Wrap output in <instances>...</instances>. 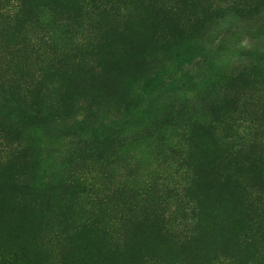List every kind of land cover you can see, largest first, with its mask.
Segmentation results:
<instances>
[{"label":"trees","instance_id":"1","mask_svg":"<svg viewBox=\"0 0 264 264\" xmlns=\"http://www.w3.org/2000/svg\"><path fill=\"white\" fill-rule=\"evenodd\" d=\"M16 1H19L17 10L8 12L14 21L26 17L34 20L36 25L39 23L43 32L50 31L45 16L39 18L36 15V10L47 8L51 13L50 20L55 23V31L63 35L59 41L40 34L37 36L40 45L75 50L109 48L115 56L116 53L121 55L120 60L126 67L118 71L110 60L106 63L103 59L97 67L83 73L80 66L63 70L51 60L43 65L41 74L64 71L63 76L83 73L88 77L87 82L76 84V89L80 90L73 97L46 100L42 104L33 100L34 86H27L28 83L19 85L16 81L0 82V96L20 108L28 118H51L60 111L64 122L83 129L88 126L95 131L92 122L109 108L122 115L118 122L129 115L128 107L134 94L123 81L129 75L139 76V79L154 75L150 58L155 51L147 48H156V42L150 43L149 38L133 30L127 43L117 45L116 37L103 34L102 38H105L98 39L90 24L102 16L114 22L130 20L131 14L138 10L157 18L160 16L163 19L161 27L163 24V29L169 32L168 39L175 40L187 25L198 28L204 23L213 12L210 3L214 0H90L89 4L86 0H38L37 4H33V0ZM229 1L231 7L239 8L237 6L241 3L247 7L263 0ZM208 3L210 6L205 8ZM136 4L143 5L142 10ZM123 27L119 25L122 33L129 31ZM30 40L33 44L31 35ZM135 48H146V51ZM64 53L59 51L53 55L59 57ZM130 58H136V62H131ZM139 59L143 65L133 68ZM93 80L95 84L88 83ZM228 80L220 99L204 102L200 98L196 108L162 109L161 114H154L155 120L150 125L128 137V140L144 141L161 157L169 156V163L178 168L175 174L185 175L188 181L171 185L155 176L142 188L110 183L102 191V187L93 190L95 200L101 198L106 202L108 214L112 210L117 214L103 225L102 231L94 226L95 223H91L93 227L78 225L66 228L67 232L60 231L59 228L68 223L66 215L54 209L45 210L37 197L38 190L42 189L40 178L46 173L39 174L43 171L42 162L31 156L30 148L22 139L1 132L0 166L7 168L10 162L15 166H12L14 171L8 170L5 174L7 184L2 189L0 185V191L10 196L20 213H36L37 218L45 221V224L38 225L33 237L35 250L31 252L40 256L47 250L56 251L54 256L33 263L264 264V117L252 114L246 103L251 99L245 95L246 88L264 95V79L242 74ZM105 83L110 89L109 94L103 95ZM122 132L128 133L127 130ZM118 157V151H114L98 157L97 163L108 165ZM64 184L68 190L72 188L71 183ZM115 196L116 201L113 200ZM132 211L145 212L140 216ZM142 223L150 224L155 233L168 240L173 239L183 250L182 257L186 255V258L172 257L162 247L150 259L133 255L130 248L140 241L138 228ZM47 226L53 231L45 229ZM73 247L77 254L68 253L67 250ZM30 255L25 251L14 256L0 248V264H26Z\"/></svg>","mask_w":264,"mask_h":264},{"label":"rangeland","instance_id":"2","mask_svg":"<svg viewBox=\"0 0 264 264\" xmlns=\"http://www.w3.org/2000/svg\"><path fill=\"white\" fill-rule=\"evenodd\" d=\"M37 1L33 0V4H37ZM18 2L0 0V82L16 81L19 85L28 83L27 86L35 87L32 90L33 100L45 104L46 100L73 97L80 90L76 89V84L88 81V77L83 76L84 71L97 67L103 59L106 63L110 60L118 71L126 67L125 62L120 60L121 55L116 53L115 56L109 48L75 50L40 45L37 41L40 34L59 41L63 35L55 31V23L50 20L51 13L47 8L36 10V15L39 18L45 16L50 23V31L43 32L39 23L36 25L34 20L26 17L14 21L8 12L17 10ZM86 2L91 3L90 0ZM230 2L214 0L210 3L213 12L209 13L204 23L198 28L187 25L175 40L168 39L169 32L163 29V24L161 27L163 19L160 16L157 18L156 15H147L138 10L131 14L130 20L114 22L102 16L90 24L98 39H104L103 34L116 37L117 45L127 43L133 30L149 38L150 43L156 42V48H147L155 51L150 58L154 75L141 79L129 75L126 77H130L128 81H123L134 94V99L128 107L129 115L120 122L122 115L116 114L111 108L96 116L92 122L95 131L88 126L83 129L64 122L60 111L54 112L56 116L51 118H28L20 108H15L0 96V135L9 132L22 139L30 148L31 156L42 162L43 171L39 174L46 173L40 178L42 189L38 190L40 194L37 197L45 210L54 209L66 215L68 223L61 226L60 231L67 232L66 228L78 225L93 227L91 223H95L94 226L102 231L103 225L114 219L117 214L113 210L108 214L106 202L101 198L95 200L92 195V191L99 187H102V191L110 183H125L142 188L147 181L154 180L155 176L167 180L171 185L188 181L185 175L175 174L178 168L169 163V156L157 155L142 140H128L136 131L150 125L155 120V113L161 114L164 111L162 109L196 108L200 98L204 102L220 99L229 78L246 74L264 79V0L247 7L241 3L237 6L239 8L231 7L233 5ZM141 6L136 4L139 10H142ZM208 6L209 3L205 8ZM119 25H124L123 30L126 27L129 31L122 33ZM127 49L132 48H122ZM135 49L144 51L146 48ZM59 51H64V55L55 57L53 54ZM51 60H55L63 70L80 66L83 73L63 76L64 71H53L41 74L43 65ZM130 61L136 62V58H130ZM141 61L139 59L133 68H140L143 65ZM88 83L95 84L96 81ZM109 89L105 83L103 95L109 94ZM245 95L251 99L246 100V103L252 114L264 117V95L250 88L245 89ZM114 151H118L119 157L113 163H97L98 157L108 156ZM12 166L14 168V162H10L7 168L0 166L1 189L7 184L5 174L8 170L14 171ZM65 182L71 183L72 188H65ZM113 200L116 201V196ZM144 212L132 211V214L144 216ZM36 215L20 213L10 201V196L0 191V248L14 256L30 252L26 264H34V261L56 253L47 250L38 256L31 252L35 250L33 237L38 225L45 224ZM45 229L53 231L49 226ZM138 232L141 233L140 241L137 246L130 248L133 255L150 259L162 247L172 257L183 256V250L177 247L173 239L168 240L158 232L155 233L150 224L142 223ZM76 250L73 247L67 251L77 254ZM68 257L72 259V256ZM182 258H186V255Z\"/></svg>","mask_w":264,"mask_h":264}]
</instances>
